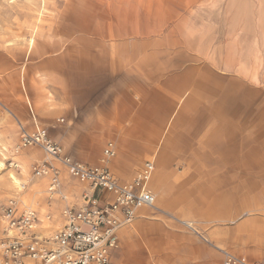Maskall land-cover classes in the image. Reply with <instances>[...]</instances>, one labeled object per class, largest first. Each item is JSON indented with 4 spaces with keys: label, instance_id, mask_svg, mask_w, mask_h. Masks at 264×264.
<instances>
[{
    "label": "crops",
    "instance_id": "0c3cea01",
    "mask_svg": "<svg viewBox=\"0 0 264 264\" xmlns=\"http://www.w3.org/2000/svg\"><path fill=\"white\" fill-rule=\"evenodd\" d=\"M215 48L210 56L164 51L143 34L115 46L88 39L77 55L72 50L55 58L49 85L45 81L39 89L44 108L54 107V115L43 108L39 113L51 117L45 126L55 127L59 135L52 140L67 156L96 166L112 142L116 155L108 168L121 183L131 182L146 162L154 167L147 188L155 207L140 209L130 226L117 231L112 264L219 263V250L264 264V98L262 132L255 133L254 100L239 96L254 86L239 77L236 61L226 65ZM38 68L47 74L43 64ZM25 110L22 104L11 111L28 130ZM34 124L28 131L41 126ZM57 169L65 183L87 191L66 204L78 209L84 196L96 204L106 197ZM55 203L29 205L43 232L60 228L63 204L56 210Z\"/></svg>",
    "mask_w": 264,
    "mask_h": 264
},
{
    "label": "rangeland",
    "instance_id": "374dc122",
    "mask_svg": "<svg viewBox=\"0 0 264 264\" xmlns=\"http://www.w3.org/2000/svg\"><path fill=\"white\" fill-rule=\"evenodd\" d=\"M140 34L153 37L155 47L164 51L185 49L210 56L219 47L225 64L236 61L239 77L254 86L253 92L240 90L239 96L249 104L254 100L255 133L262 132L264 0H0V234L8 198L17 195L25 205L45 203L48 181L32 177V167L45 161L44 154L38 148L17 154L14 149L21 133L31 132L34 122L57 140L55 127L44 123L51 117L39 113L47 110L39 89L45 81L49 85L55 58L72 50L77 55L87 49L88 39L115 46L125 37ZM40 64L47 67L48 75L40 72ZM31 100L36 102L33 114L27 106V102L33 104ZM22 104L24 117L31 119L28 130L18 125L11 111ZM48 112L54 115V107ZM58 172L62 183L67 182L63 170ZM22 183L26 190L18 192ZM63 188L69 203L87 193L82 185L65 183ZM55 202L54 209L62 207L63 203Z\"/></svg>",
    "mask_w": 264,
    "mask_h": 264
},
{
    "label": "built area",
    "instance_id": "2783aa9c",
    "mask_svg": "<svg viewBox=\"0 0 264 264\" xmlns=\"http://www.w3.org/2000/svg\"><path fill=\"white\" fill-rule=\"evenodd\" d=\"M29 148H38L45 156V161L32 167V177L47 179V205L54 201L63 203L59 211L61 224L58 230L43 232L33 207L25 205L17 195L8 198L1 216L0 264H112L110 252L117 248V231L130 226L140 209L155 207V198L147 188L154 172L152 163H144L131 182L121 183L108 168L116 155L112 142L105 144L96 166L84 165L67 156L42 128L23 131L14 153ZM54 163L70 178L88 185L91 193L102 192L106 197L96 204V199L90 202L84 196L86 203L78 209L66 204ZM18 186V192L26 190L23 183ZM45 220L50 221L51 214ZM182 225L195 232L191 224L182 222ZM219 253L220 262L208 264H257L225 250Z\"/></svg>",
    "mask_w": 264,
    "mask_h": 264
}]
</instances>
